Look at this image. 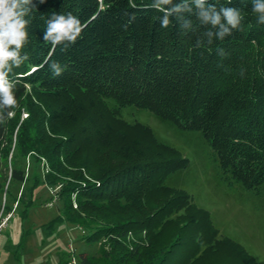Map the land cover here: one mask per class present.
<instances>
[{
	"label": "trees",
	"instance_id": "obj_1",
	"mask_svg": "<svg viewBox=\"0 0 264 264\" xmlns=\"http://www.w3.org/2000/svg\"><path fill=\"white\" fill-rule=\"evenodd\" d=\"M159 3L29 0L21 6L30 23L20 56L27 54L28 60L9 72V80L15 82L16 107L0 110L4 116L0 119V208L16 215L21 205L20 211L25 212L33 203L35 188L28 195L26 189L18 190L25 181L18 158L22 148L25 153L31 150L30 140L59 137V152L49 147L53 155L48 156L45 147L37 150L53 168L64 158L85 166L83 144L97 155L108 154L119 161L118 169L103 166L91 180L63 185L64 180L52 179L62 182L53 190L65 210L55 220L58 223H84L81 210L92 200L102 209H122L110 223L82 237L106 242L98 253L80 251V264H193L208 249L221 245L210 212L197 206L185 189L166 184L189 166L188 158L150 127L125 120L121 114L125 107L146 109L180 130L201 132L213 149L223 180L256 193L264 187V24L251 11L252 0H204L205 8L214 4L217 9L242 10L238 29L222 40L216 38L217 28L197 19L199 9L193 0H187L190 12H173L170 26L162 28L163 13L150 7ZM182 3L172 0V5L163 7ZM53 13H71L86 25L74 44L44 41ZM208 30L211 44L205 35ZM7 111L13 115L7 116ZM142 129L152 139L145 132L139 134ZM159 192L166 194L157 198ZM125 206L138 215L126 216ZM180 209L187 211L188 218L173 243L158 249L154 236ZM224 240L222 244L231 249V264H258L242 245ZM186 248L192 251L182 253Z\"/></svg>",
	"mask_w": 264,
	"mask_h": 264
},
{
	"label": "rangeland",
	"instance_id": "obj_2",
	"mask_svg": "<svg viewBox=\"0 0 264 264\" xmlns=\"http://www.w3.org/2000/svg\"><path fill=\"white\" fill-rule=\"evenodd\" d=\"M121 114L131 123L140 122L150 127L160 140L176 147L189 160V166L168 178L166 184L185 189L197 206L210 212L211 222L219 231L220 237L217 239L221 240L220 246L215 250L208 249L193 264H231L232 254L229 253L231 249L228 244H222L226 242L224 240L226 238L234 240L252 253L258 264H264V187L260 193H256L243 188L239 183L229 184L223 180L213 149L201 132L180 130L149 110L135 106L123 108ZM27 115L25 113L24 117ZM137 131L139 134L145 132L143 135L152 139L147 131L143 129V132ZM35 137L36 132L32 130L31 139L34 140ZM39 139L41 137L37 138L35 143L31 140L28 142L30 151L25 153L23 148L20 150L18 166L25 169V181L20 184L18 190L26 189L28 195L35 188L33 203L25 212L20 211L24 209V205H21L17 214L12 215L7 225L0 231V264H69V260L73 256L77 257L80 251L98 253L106 239L91 242L82 237L110 223L122 210L102 209L94 204L95 200H92L87 202L82 210L80 209L84 223L56 222L61 214L65 215V210L62 201L54 193L62 186V182H53V178L64 180L63 185L67 181L91 180L99 174L101 167L108 166L116 170L121 164L111 159L108 154H95L83 144L80 153L86 154L85 166L72 158L71 160L64 158L63 162L55 164L53 168L47 156L38 153L37 150L45 147L48 156L53 155L49 147H55L59 152L60 148H56L59 137H47L44 141ZM164 194L166 193L159 192L155 196L159 198V195ZM5 197L6 194H3L2 202H5ZM126 203L127 200L124 198L122 204ZM125 209L126 216L138 215L135 209L126 206ZM2 210L3 214H7L2 207L0 216ZM186 212L185 209H180L173 213L172 219L159 229L158 234L154 236V244L158 249L173 243L182 222L188 218ZM204 240L208 243L206 238ZM204 249L205 245L198 248L200 254ZM188 251L190 248H186L182 253ZM176 262L174 259L172 263Z\"/></svg>",
	"mask_w": 264,
	"mask_h": 264
},
{
	"label": "clouds",
	"instance_id": "obj_3",
	"mask_svg": "<svg viewBox=\"0 0 264 264\" xmlns=\"http://www.w3.org/2000/svg\"><path fill=\"white\" fill-rule=\"evenodd\" d=\"M43 2V0H41ZM199 11L196 14L200 23L211 25L217 28L215 33L217 39H224L230 36L233 30L238 29L242 22V10L237 7L221 6L217 9L216 5L210 4L205 8L204 0H193ZM231 2V0H229ZM29 3V0H0V110H8L16 107V97L13 93L15 82L10 81L8 76L12 71V67H19L23 61L28 60L27 54L20 56V50L25 46L28 40V32L26 25L30 21L25 20L26 10L21 6ZM165 5H172V0H160L158 5H150L151 8L160 10L163 15L160 17V25L162 28H168L171 24L169 16L173 12L182 10L191 11L187 7V0H183L182 4L173 5L171 8H164ZM252 13L257 14L258 23L264 24V0H252ZM134 18V17H133ZM190 24L191 21H185ZM86 27L81 21L71 13L67 15L53 13L47 21V27L43 33L45 42H51L53 45L61 43L65 40L75 43L81 36ZM209 44L211 40V30H208ZM199 45V42H198ZM222 52V50H221ZM11 62V63H10ZM52 67L56 74H59V68ZM7 116H12L11 111H7ZM4 116L0 115V119Z\"/></svg>",
	"mask_w": 264,
	"mask_h": 264
},
{
	"label": "built area",
	"instance_id": "obj_4",
	"mask_svg": "<svg viewBox=\"0 0 264 264\" xmlns=\"http://www.w3.org/2000/svg\"><path fill=\"white\" fill-rule=\"evenodd\" d=\"M3 210L0 216V231L7 225L8 220L10 219V217L13 215V212H9L7 214H3ZM69 264H80L79 260L77 257L73 256L70 260H69Z\"/></svg>",
	"mask_w": 264,
	"mask_h": 264
}]
</instances>
